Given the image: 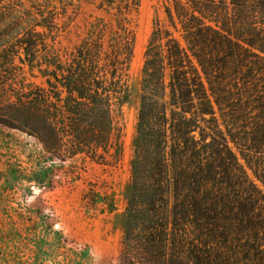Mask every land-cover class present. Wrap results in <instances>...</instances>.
<instances>
[{"label": "trees", "instance_id": "1", "mask_svg": "<svg viewBox=\"0 0 264 264\" xmlns=\"http://www.w3.org/2000/svg\"><path fill=\"white\" fill-rule=\"evenodd\" d=\"M79 2L0 0V69L13 71L19 57L39 80L27 82L22 69L15 100L0 97V110L52 158L106 164L111 150L121 156L117 119L130 100L141 0H98L102 15L64 60L52 43ZM164 8L169 25L155 20L145 52L119 264H264V192L218 119L242 154L260 153L262 139L238 138L224 116L236 106L230 78L264 61V0H168ZM11 88L0 80L4 99ZM254 174L264 184V171Z\"/></svg>", "mask_w": 264, "mask_h": 264}, {"label": "rangeland", "instance_id": "2", "mask_svg": "<svg viewBox=\"0 0 264 264\" xmlns=\"http://www.w3.org/2000/svg\"><path fill=\"white\" fill-rule=\"evenodd\" d=\"M167 2L141 0V8L135 15L136 44L128 75L130 100L117 119L122 131L119 159L111 150L106 164L84 156L65 162L56 160L34 137L10 128L15 122L0 110V264H119L124 248L126 189L132 179L145 52L155 20L159 18L162 24L169 25L164 8ZM97 6L98 0H80L69 28L52 43L64 60L85 37L94 18L102 15ZM246 66L240 68L242 73L230 78L236 106L226 111L224 120L238 138L247 134L261 138L260 153L242 154L232 143L219 114L218 119L250 180L264 192L263 182L254 174L255 169L264 171V134L257 133L264 132V61L252 59ZM230 68L232 75L235 66ZM13 69L7 73L0 69V80L13 86L5 92L6 99L0 94L3 103L15 100L14 94L24 76L22 69L27 82L39 83L30 77L28 67L22 66L19 57L15 58ZM235 122L240 129L231 126Z\"/></svg>", "mask_w": 264, "mask_h": 264}]
</instances>
